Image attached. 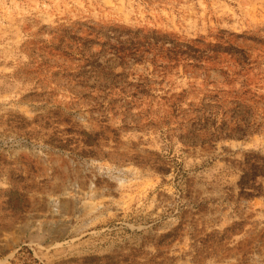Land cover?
I'll list each match as a JSON object with an SVG mask.
<instances>
[{
  "label": "rangeland",
  "instance_id": "374dc122",
  "mask_svg": "<svg viewBox=\"0 0 264 264\" xmlns=\"http://www.w3.org/2000/svg\"><path fill=\"white\" fill-rule=\"evenodd\" d=\"M0 264H264V0H0Z\"/></svg>",
  "mask_w": 264,
  "mask_h": 264
}]
</instances>
